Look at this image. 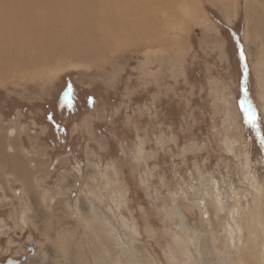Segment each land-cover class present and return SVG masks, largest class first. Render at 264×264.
<instances>
[{
  "label": "rangeland",
  "instance_id": "rangeland-1",
  "mask_svg": "<svg viewBox=\"0 0 264 264\" xmlns=\"http://www.w3.org/2000/svg\"><path fill=\"white\" fill-rule=\"evenodd\" d=\"M125 1L46 0L103 41L0 80V262L264 264L259 0Z\"/></svg>",
  "mask_w": 264,
  "mask_h": 264
},
{
  "label": "bare ground",
  "instance_id": "bare-ground-1",
  "mask_svg": "<svg viewBox=\"0 0 264 264\" xmlns=\"http://www.w3.org/2000/svg\"><path fill=\"white\" fill-rule=\"evenodd\" d=\"M138 1L139 2L133 3L129 0H126L123 3V6L117 8L115 13L120 14L121 8L125 7V12L122 13L121 17H117V18H121V21L123 22H126V20L129 21V23L124 25H129V24L134 25L132 21L137 19L139 15V11L136 8H142L145 6L143 10L147 9L148 8L147 3H150L152 1L150 3V6H152L154 2V0H145L146 2L144 0H138ZM222 1H223L222 6L224 7H227L225 1L231 4L230 2L231 0H221V2ZM249 1L250 0H247L246 2L247 5L249 4ZM259 2L261 4L260 9H262L261 13H263L264 0H259L258 3ZM45 3H47L46 0H0V80H2L5 77L13 75V73L18 74L20 72H25V71L29 72L30 71L29 67L23 64V61L25 59H30L32 61L31 63H33L35 66L37 65V67H39V65H43L46 62L45 58H47V56H44L43 53L45 52L46 49H49L50 47L63 45L62 47L64 48L68 44L67 47L71 49L75 46H81L80 43L81 41L79 42L78 40L79 30H82L83 33L82 40L88 42V45L90 47H92L96 43L95 37L93 36L95 33L98 32L100 34V38L103 37V35L101 34H104L105 31L104 26L99 28L96 27V25H103V24L101 23L91 24L89 17L85 19L86 22L87 21L89 22L86 23V26L82 25L84 19H80L79 21H76L78 22L77 24L75 22H72L73 19L72 16L75 7H72L71 3L70 5H68L69 8L63 7V9L60 10L58 8L56 9L55 6L51 4L53 2H51L49 5ZM61 5L62 4H60V7ZM104 6L113 9V4L108 1H105ZM56 10H58V12L60 13L57 14ZM64 10L68 11L67 12L68 18L63 17L64 20L62 21L61 28L64 29L61 36H65L66 38H68V41L64 40L65 42H62V39L58 40V38L53 40L58 33H52L50 37L48 35L53 30L51 28L55 26V22L53 20L55 19L57 20V17L58 18L61 17L60 14L66 15ZM188 10L192 17L199 18L200 15L197 14L194 8L189 7ZM126 11H128V13H126ZM103 13H104V9H103ZM53 15H55L56 17H53ZM142 15H144V13L141 14L140 16ZM102 16H103L102 21L104 24H111L115 21L114 17H112L110 14L107 15L104 14ZM124 17H128V18H124ZM65 20L67 22H65ZM75 25H77L76 26L77 27L76 31H78L77 35L76 34L75 36L69 35L70 31L73 30L72 26ZM117 25L119 24L117 23ZM109 35L115 37L116 31H114L112 34ZM102 41L103 39L101 38V42ZM253 245L254 247L256 246V243L254 241H253ZM253 253L255 254L257 253L256 249H253Z\"/></svg>",
  "mask_w": 264,
  "mask_h": 264
},
{
  "label": "water",
  "instance_id": "water-1",
  "mask_svg": "<svg viewBox=\"0 0 264 264\" xmlns=\"http://www.w3.org/2000/svg\"><path fill=\"white\" fill-rule=\"evenodd\" d=\"M14 130H10L9 134H12ZM55 160V159H54ZM23 261V258L20 259H14V258H7L4 262H0V264H20Z\"/></svg>",
  "mask_w": 264,
  "mask_h": 264
},
{
  "label": "snow or ice",
  "instance_id": "snow-or-ice-1",
  "mask_svg": "<svg viewBox=\"0 0 264 264\" xmlns=\"http://www.w3.org/2000/svg\"><path fill=\"white\" fill-rule=\"evenodd\" d=\"M246 111H249V122L252 123L253 127H255V118L254 113H252L250 110L246 109Z\"/></svg>",
  "mask_w": 264,
  "mask_h": 264
},
{
  "label": "trees",
  "instance_id": "trees-1",
  "mask_svg": "<svg viewBox=\"0 0 264 264\" xmlns=\"http://www.w3.org/2000/svg\"><path fill=\"white\" fill-rule=\"evenodd\" d=\"M68 89H69V87H68ZM67 93V92H66ZM65 94V93H64ZM66 96L68 97V99L70 100H73V98L72 97H69L67 94H66ZM69 100H66V105H68V106H71V103H70V101ZM68 106H67V108H68ZM71 108H68V110H70Z\"/></svg>",
  "mask_w": 264,
  "mask_h": 264
}]
</instances>
